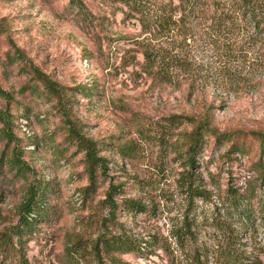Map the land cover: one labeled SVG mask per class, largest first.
I'll return each mask as SVG.
<instances>
[{
  "label": "rangeland",
  "instance_id": "obj_1",
  "mask_svg": "<svg viewBox=\"0 0 264 264\" xmlns=\"http://www.w3.org/2000/svg\"><path fill=\"white\" fill-rule=\"evenodd\" d=\"M83 8L69 0H0V91L8 94H0V114L12 116L11 132L22 138L29 168L20 174L8 165L12 144L2 138L0 123V238L18 225L28 185L40 182L44 189L31 231L13 237L7 250L0 244V264H108L106 253L93 246L102 234L123 231L173 243L169 233L186 206L177 179L187 169L174 146L181 145L187 127L167 129L172 114L208 109L213 126L226 132L217 141L207 138L195 158L196 183L210 193L207 204L196 201L209 216H197V241H215L212 218L219 212L223 219L224 202L234 190L257 215L264 208V143L251 132L264 131V49L258 59L244 45L242 55L225 63L213 52L191 49L192 71H179L176 83H161L139 70L135 42L144 35L138 21L125 16L122 0H83ZM30 66L65 87V109L106 158L89 191L83 152L65 139L60 113L30 78ZM110 189L115 213L106 199ZM129 199L146 211L124 209L122 201ZM257 225L256 239L241 232L239 240L260 252L264 228ZM151 249L112 253L118 264H168L158 244Z\"/></svg>",
  "mask_w": 264,
  "mask_h": 264
},
{
  "label": "trees",
  "instance_id": "obj_2",
  "mask_svg": "<svg viewBox=\"0 0 264 264\" xmlns=\"http://www.w3.org/2000/svg\"><path fill=\"white\" fill-rule=\"evenodd\" d=\"M122 2L127 9L125 16L135 18L139 23L140 33L144 35L135 42L142 56L139 70L154 81L176 83L179 71L191 72L192 57L187 54L195 48L213 52L214 56L225 63L226 60L232 61L242 55L243 46L246 45L254 58L263 59L260 52L264 49V0H122ZM69 3L78 11L84 10L83 0H69ZM239 35L246 36V42L239 41ZM14 57L22 59L19 52H15ZM29 73L30 78L40 84L47 101L60 113L65 139L75 145L78 151L83 152L84 171L89 182L86 191L91 190L98 171L102 172L104 168L106 158L98 154L95 141L82 133L81 124L72 116L71 110L65 109L69 102L65 87L36 67L30 66ZM74 89L82 92L80 85ZM0 94L8 95L2 91ZM13 121L12 116L3 117L0 114L2 138L8 146L12 144L7 163L16 173L25 174L29 168L22 159V149L19 145L22 138H17L11 132V128L14 127ZM166 124L167 129L187 127L180 132L183 140L181 145L174 146L176 155L182 158L187 167L177 179V186L186 200V206L180 222L175 224L169 233L174 242L154 234L136 238L133 234L123 231L112 236L102 234L97 240L99 245L93 247L100 248L106 253L109 257L108 264H118V257L112 252L141 253L140 249H143L144 252L150 253L153 250L151 247L156 244L164 251L168 264H264V242L260 244L261 249L258 252L254 249L247 250L245 244L239 240L241 232L249 233V239H256L255 234L258 230L256 225L260 224L264 228V208L256 215L253 208L243 207L244 197L236 190L229 194L227 200L225 199L223 219L219 218V212L212 218L214 229L218 231L215 241L208 245L197 241L196 233L199 231L197 216L201 215L202 220L209 216L198 210L196 201L207 204L210 193L196 183L193 171L195 158L206 144L207 138L212 136L217 141L220 137H226V132L220 133L213 126L208 109L198 114H172L167 117ZM251 134L264 143V131L258 130ZM113 191L108 190L106 199L110 211L115 213L118 204L113 200ZM43 197L44 189L40 182L29 184L25 189L20 204L18 225L9 227L0 238L4 250L14 245L13 237L17 240L21 238L23 230L31 231L32 217L39 214L43 208L40 202ZM122 204L128 211L138 213L146 211L144 205L137 200H123ZM248 229H251L250 232Z\"/></svg>",
  "mask_w": 264,
  "mask_h": 264
},
{
  "label": "built area",
  "instance_id": "obj_3",
  "mask_svg": "<svg viewBox=\"0 0 264 264\" xmlns=\"http://www.w3.org/2000/svg\"><path fill=\"white\" fill-rule=\"evenodd\" d=\"M20 120H21V123H22L23 125H25L26 122H27V119H25V118H21Z\"/></svg>",
  "mask_w": 264,
  "mask_h": 264
}]
</instances>
